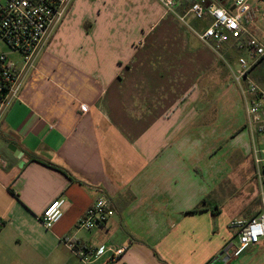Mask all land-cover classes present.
I'll return each instance as SVG.
<instances>
[{
	"label": "crops",
	"instance_id": "crops-1",
	"mask_svg": "<svg viewBox=\"0 0 264 264\" xmlns=\"http://www.w3.org/2000/svg\"><path fill=\"white\" fill-rule=\"evenodd\" d=\"M188 8L178 0L179 14ZM208 25H185L156 0H74L0 124V264H210L222 253L225 264L264 262V240L233 257L234 219L222 226L219 205L208 206L238 190L232 161L244 162L248 218L261 212L244 98L196 35ZM101 196L114 216L78 228ZM60 197L64 216L47 229L41 216ZM68 237L101 257L85 262Z\"/></svg>",
	"mask_w": 264,
	"mask_h": 264
},
{
	"label": "built area",
	"instance_id": "built-area-1",
	"mask_svg": "<svg viewBox=\"0 0 264 264\" xmlns=\"http://www.w3.org/2000/svg\"><path fill=\"white\" fill-rule=\"evenodd\" d=\"M156 1L166 13L176 15L185 25H190V20L208 21L209 25L201 32H196V35L220 58L224 57V49L233 44L236 50L248 53L247 56L239 55L238 68L230 67V70L234 83L242 92L246 126L254 138L252 154L256 164L255 179L259 185L261 212L252 218L230 222L229 228L238 238L239 246L230 244L228 249L232 250L233 257H238L250 246L264 240V147L258 148L256 141V136L264 133V89L249 77L252 66L264 57V30L260 34L253 32L260 15L264 21V10L259 6L263 0H237L235 11L225 9L211 0H187L189 8L183 14L177 12L178 0ZM73 2L0 0V43L19 56V60H14L0 47V124L11 104L21 100L28 72L36 68L39 57L70 12ZM89 109L87 105L80 107L84 114ZM64 204L65 199L60 197L47 206L41 216L45 228L51 229L63 218ZM114 214L112 202L101 196L80 218L78 228L87 231L98 229ZM63 242L88 263L92 259L97 260L103 253L71 237L65 238ZM126 250V247L111 250L109 263L117 262Z\"/></svg>",
	"mask_w": 264,
	"mask_h": 264
},
{
	"label": "rangeland",
	"instance_id": "rangeland-1",
	"mask_svg": "<svg viewBox=\"0 0 264 264\" xmlns=\"http://www.w3.org/2000/svg\"><path fill=\"white\" fill-rule=\"evenodd\" d=\"M264 24V22H263ZM0 47L2 48V50H4L5 52H7L10 56V58L14 59V60H19V56L17 54H13L10 52V50L6 47V45H4L3 43H0ZM223 58H220L222 60V63L226 66V68H230L232 67V69H237L238 68V56L239 55H244L247 56L248 53L247 52H241L240 54H238L237 51H235L232 48H229L228 46L224 49L223 51ZM231 55H230V54ZM263 64L264 61H258L256 64H254L252 66V68H255L253 71H251V73L249 72V77L253 80V82H255L256 84H258L262 89H264V80L263 77H261L260 75L255 77L253 75V73L255 71H259V72H263ZM251 68V70H252ZM230 70V69H229ZM253 72V73H252ZM232 75V74H231ZM225 80L222 79V83ZM221 83V84H222ZM228 83V82H227ZM231 84H232V79H231ZM223 88V87H222ZM244 105H245V101H244ZM256 141L258 142V148H263L264 147V133L262 134H258L256 136ZM241 152L242 155H244L245 153L242 150H239ZM253 154L251 153V156ZM231 170L236 171L237 173V178L235 176L234 180L232 177L234 176L233 174H231V181L234 182L236 184L235 188H237L238 190L235 193V195L232 194H223L224 192L222 191V193L220 194V196L218 197V195H215V201H213V199H211L209 201L208 206H212V205H216L218 204L220 209H221V217H220V223L222 226H224L226 221H229L231 219H242V218H248L251 213H253L252 211H254L253 207H248L246 204L248 203V195H247V189L249 188V190L251 191H255V187H254V183H251L249 180H247V173L248 171V163L244 164V162L240 164L233 162L232 161V168ZM228 178V179H229ZM226 184L228 185V180ZM253 181V180H252ZM252 184V185H249ZM247 202V203H246ZM231 222V221H230ZM229 234H230V244H233L234 246L238 247L239 246V241L238 238H236L234 236V232L228 228ZM229 244V245H230Z\"/></svg>",
	"mask_w": 264,
	"mask_h": 264
},
{
	"label": "trees",
	"instance_id": "trees-1",
	"mask_svg": "<svg viewBox=\"0 0 264 264\" xmlns=\"http://www.w3.org/2000/svg\"><path fill=\"white\" fill-rule=\"evenodd\" d=\"M229 47V46H228ZM229 48H232V49H234L235 51H237L238 52V54H240L241 52L240 51H238V50H236V48H235V46H234V44L233 45H231ZM230 54V53H229ZM231 55V54H230ZM261 61H264V57H262L261 59H260ZM259 60V61H260ZM255 68H252V70H250V73H251V71H253ZM263 72H259L258 70L257 71H255L254 73H253V75L255 76V77H257V76H261V77H263V80H264V64H263V70H262Z\"/></svg>",
	"mask_w": 264,
	"mask_h": 264
},
{
	"label": "water",
	"instance_id": "water-1",
	"mask_svg": "<svg viewBox=\"0 0 264 264\" xmlns=\"http://www.w3.org/2000/svg\"><path fill=\"white\" fill-rule=\"evenodd\" d=\"M224 253L220 255V257L216 258L212 263L210 264H225L228 261V258L223 257ZM223 257V258H221Z\"/></svg>",
	"mask_w": 264,
	"mask_h": 264
}]
</instances>
